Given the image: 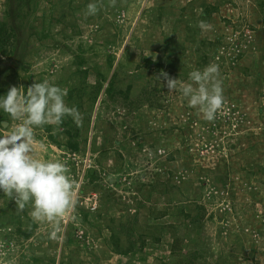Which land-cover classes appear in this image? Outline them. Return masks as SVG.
Instances as JSON below:
<instances>
[{
    "label": "rangeland",
    "instance_id": "374dc122",
    "mask_svg": "<svg viewBox=\"0 0 264 264\" xmlns=\"http://www.w3.org/2000/svg\"><path fill=\"white\" fill-rule=\"evenodd\" d=\"M15 5L0 0L14 37L8 55L0 51V96L46 80L66 90L81 122L77 153L63 134L76 131L72 118L34 132L35 158L62 162L75 184L58 238L30 204L21 211L0 193V264H264V0H32L27 17ZM209 65L219 66L224 97L211 121L182 94L189 73ZM97 73L106 81L88 122L82 93ZM162 73L177 79L175 90ZM112 77L114 96H105ZM2 122L17 123L0 112ZM90 168L112 199L100 214V194L85 187ZM188 214H200L199 231ZM119 216L137 217L134 232L119 236L123 250L129 236L134 243L126 255L114 253L108 231ZM158 223H173L180 238L152 240ZM138 235L147 236L143 247Z\"/></svg>",
    "mask_w": 264,
    "mask_h": 264
},
{
    "label": "clouds",
    "instance_id": "9594fccd",
    "mask_svg": "<svg viewBox=\"0 0 264 264\" xmlns=\"http://www.w3.org/2000/svg\"><path fill=\"white\" fill-rule=\"evenodd\" d=\"M97 11L96 3L88 4L87 15H95ZM199 26L211 28L203 20ZM162 75L167 88L175 90L177 79L168 78L167 73ZM189 78L196 85L189 83L182 88L189 106L199 108L205 119H215L224 103L219 66L194 70L189 73ZM66 95L65 89L45 80L34 83L26 92L13 86L6 95L0 96V112L17 122L7 129L0 127V193L14 198L21 211L30 204V215L34 220L52 223L50 237L53 239L58 238L61 231L59 218L75 206V184L62 162L35 158L34 132L44 125H60L66 117L81 122L78 109L66 104Z\"/></svg>",
    "mask_w": 264,
    "mask_h": 264
},
{
    "label": "trees",
    "instance_id": "16d2710c",
    "mask_svg": "<svg viewBox=\"0 0 264 264\" xmlns=\"http://www.w3.org/2000/svg\"><path fill=\"white\" fill-rule=\"evenodd\" d=\"M16 2V7H15V10L14 12H16V14L19 12V13H22L23 11L26 12V17L27 15L29 16V11H31V2L32 0H15ZM263 5V2L261 3ZM12 29L8 26V24L6 22H0V51L3 55L7 56L8 55V49H7V46H8V42L11 38H14L12 37ZM26 65L22 66V69L26 70ZM81 70H79L80 72ZM97 82H96V85L93 86L91 92L88 94L86 93L87 92V89L84 88L83 90V93L82 95L83 96H86L88 97V107H89V110L88 112L86 113V119L88 122H90V119H91V116H92V113H93V110H94V106L96 104V101L99 97V94L101 93V89H102V85L105 83L106 81V77L104 75H102L101 73H97ZM113 87H114V81H113V77L111 79H109L108 81V84H107V87L105 88V90H103V94L105 96H109V97H113L114 93H113ZM122 94V93H120ZM85 97V98H86ZM69 122H72V119L71 117H69ZM73 124L75 125V128L76 131L73 133L69 128H67V130L64 131L63 134L66 135L67 137V149L69 151H71L72 153H77L79 151V148H78V143L75 142V137L78 135V127L76 126V123H74L73 121ZM63 126H66V123H62ZM58 136V135H57ZM57 136H51L50 138L56 142L57 144ZM87 139V138H86ZM59 145V144H58ZM141 146V145H139ZM106 148L105 147H102L101 150H100V154H103V157L102 155L100 157H98L99 159H96V164L97 165H101V159H104L106 157V152L108 151V147L107 149L105 150ZM105 155V156H104ZM102 167V166H100ZM100 170V168H99ZM120 172V171H119ZM99 172L94 169V168H90L88 171H87V179H88V183L85 187L89 186L91 188V191L93 192H98L100 194V197H99V214L100 212H105L106 210V205L109 204L110 202H112V199L109 197V194L108 192H106V189L103 185V182L101 180V177L99 176L98 174ZM81 192V191H80ZM78 207V206H77ZM79 208V207H78ZM97 208V210H98ZM93 212H91L90 210H85L83 211V213H81V216H82V225L85 223H89V216L92 214ZM188 218V219H187ZM200 214L198 215H186V219L188 220V223H189V227L195 231H199L200 229V224H199V221L201 220L200 219ZM110 225L108 226V231H109V234H110V240L112 241L113 243V250H114V253L116 254H119V255H126L128 252H130L131 249H133V246H134V243L133 241L130 240V237L129 236V242H130V249H126V250H123L125 248H122L121 245L119 244V242L121 241V238L122 237H119L121 234H126L129 233L130 235L134 232L133 230V222L134 221V225L136 226L137 223V217H135V219H132L131 220H126L124 219V217H121L119 216L118 218H110ZM132 223V224H131ZM151 228H153L151 226ZM150 228V229H151ZM156 232V237L154 238L153 236L151 237L152 240H155V242H159V240L162 238L161 235H173L175 236L174 239H179L180 238V235L178 232H175V226L173 223H164V224H159L158 225H155L154 228H153ZM166 231H168L166 233ZM158 234V236H157ZM70 235V234H69ZM30 237V233H25L24 234V238H29ZM138 241H141V247H143V244L144 242L142 241L143 239H147V236H144V235H138Z\"/></svg>",
    "mask_w": 264,
    "mask_h": 264
},
{
    "label": "built area",
    "instance_id": "2783aa9c",
    "mask_svg": "<svg viewBox=\"0 0 264 264\" xmlns=\"http://www.w3.org/2000/svg\"><path fill=\"white\" fill-rule=\"evenodd\" d=\"M97 199L96 198H94V200H93V204H92V206L90 207V209H91V211H95L96 210V207H97Z\"/></svg>",
    "mask_w": 264,
    "mask_h": 264
},
{
    "label": "water",
    "instance_id": "95a60500",
    "mask_svg": "<svg viewBox=\"0 0 264 264\" xmlns=\"http://www.w3.org/2000/svg\"><path fill=\"white\" fill-rule=\"evenodd\" d=\"M156 78H157V79H162V76H160V75H156ZM2 126H3V127L5 126V123H4V122H2Z\"/></svg>",
    "mask_w": 264,
    "mask_h": 264
}]
</instances>
